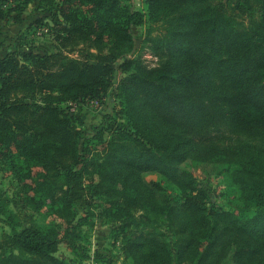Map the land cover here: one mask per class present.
<instances>
[{
    "label": "trees",
    "instance_id": "obj_1",
    "mask_svg": "<svg viewBox=\"0 0 264 264\" xmlns=\"http://www.w3.org/2000/svg\"><path fill=\"white\" fill-rule=\"evenodd\" d=\"M145 3L139 10L126 0H41L64 33L62 38L95 50L96 61L62 50H14L0 57V166L10 168L19 186L29 180L47 186L50 171L61 170L66 188L57 200L62 207L88 194L94 198L97 187L91 181L89 155L95 136L106 129L100 126L95 134L84 136L80 117L60 102L98 98L122 73L125 113L141 137L126 129L116 134V139L135 144L112 157L120 189L135 193L149 209L151 200L149 195L143 199L144 191L164 187L141 173L158 172L174 184L179 196L161 201L162 215L174 224L167 235L145 226L144 216L130 213L120 199L107 201L125 252L138 264H264V170L252 161L240 163L245 176L237 175L236 181L251 201L240 214L217 206L192 173L177 168L186 159V145L210 141V134L196 129L204 120L217 123L215 128L223 122L251 131L264 126V0ZM4 4L0 0V21L14 11ZM148 20L162 23L158 33L147 34L160 59L156 67L132 56L139 48L134 30ZM35 93L43 95L40 102L26 100ZM166 124L187 130L181 137L165 131ZM11 205L0 187V221L10 229L0 242V264H78L57 255L62 243L77 257L90 258L77 241L76 225L70 223L59 233L26 223ZM95 258L97 264H112L108 255Z\"/></svg>",
    "mask_w": 264,
    "mask_h": 264
},
{
    "label": "rangeland",
    "instance_id": "obj_2",
    "mask_svg": "<svg viewBox=\"0 0 264 264\" xmlns=\"http://www.w3.org/2000/svg\"><path fill=\"white\" fill-rule=\"evenodd\" d=\"M24 1L4 0L5 9L13 7L14 11L9 18L0 21V57L14 50H34L42 53L62 50L71 57L96 61L95 50L62 38L64 33H59L62 32L61 28L57 26L56 20L52 19L51 13L46 12V8L41 6V0H29L30 3L22 6ZM126 1L131 2L139 10H144L146 7L145 0ZM18 9L22 11L19 13ZM161 24V22L153 23L148 20L134 30L139 48L133 52L132 56L149 67L158 66L160 59L152 52L151 44L147 41V34L149 31L152 35L158 33L161 30ZM123 77L124 74L118 73L108 93L102 92L98 98L84 101L68 99L60 102L62 108L80 117L83 124L80 125V131L84 136L95 134L100 126L106 129L102 135L95 136L97 141L92 145L89 155L90 177L92 184L97 187L94 198L88 194V197H82L76 204L62 207L61 202L57 200L58 195L66 188L65 177L61 170L50 171L47 180H44L47 186L45 184L39 186L40 182L37 180H29L27 185L19 186L9 173L10 168L0 166V187L12 199L11 211L18 214L23 221L35 223L59 233L64 232L70 223L76 225L77 241L87 249L90 258L77 257L64 243L59 246L57 255L78 264H97L95 257L100 254L108 255L112 264H138L125 252V243L117 229L118 224L112 222L114 216L106 210V206H109L107 201L110 199H120L130 213L143 215L145 226L156 227L158 233L167 235L170 229L174 228V224L169 223L166 216L162 215V199L179 198L175 194L174 184L167 177L158 172L141 173L145 180L157 181L164 187L163 191L158 189L152 193L144 191L143 199L149 195L151 200L149 209L143 208L142 200H136L135 193L130 195L132 192L127 193L120 189L121 179L116 173L112 157L116 153L128 152L135 144L127 138L116 139L118 138L116 134L126 129L135 133L138 138L141 137L125 113L123 101L127 93L120 87ZM23 95L20 94L21 97ZM25 97L27 101L40 102L43 95L35 93ZM216 126L217 123L209 119L196 126L198 132H207L211 135L210 141L205 144L186 145L183 148L187 151L186 159L179 161L177 168L180 173H192L206 188L217 206L243 214V207L250 205L251 201H247V192L239 186L236 176H245V169L240 167L243 160L252 161L256 169L264 170V126L252 131L241 129L231 122H223L215 128ZM164 130H171L183 137L182 134L187 127L166 124ZM117 145L121 146L117 147ZM254 157L257 158L255 161ZM234 169L239 171L235 172ZM115 175H118L117 179L113 178ZM86 181L88 185L90 180ZM49 188L54 191L50 193ZM137 188L142 187L137 186ZM97 199L101 201L96 202ZM110 206L111 212L114 205ZM8 233H10L9 227L0 221V242Z\"/></svg>",
    "mask_w": 264,
    "mask_h": 264
}]
</instances>
